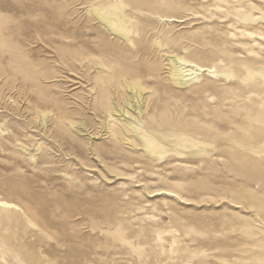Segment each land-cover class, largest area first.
<instances>
[{"label":"rangeland","instance_id":"1","mask_svg":"<svg viewBox=\"0 0 264 264\" xmlns=\"http://www.w3.org/2000/svg\"><path fill=\"white\" fill-rule=\"evenodd\" d=\"M0 197V264H264V0H0Z\"/></svg>","mask_w":264,"mask_h":264},{"label":"bare ground","instance_id":"2","mask_svg":"<svg viewBox=\"0 0 264 264\" xmlns=\"http://www.w3.org/2000/svg\"><path fill=\"white\" fill-rule=\"evenodd\" d=\"M103 19L108 23L109 27L113 30H118L121 32V34L128 39V30H125L124 26L122 23H117V21L113 18H110L108 16L103 17ZM127 32V34H126ZM129 40V39H128ZM176 57H174L175 59ZM172 60V59H171ZM172 77L175 79V81L179 82L180 84L183 82H185V80L187 78H185L186 76H188L190 73H186L188 70H184V68L186 66H188V60L184 59V58H176V62L174 63V61L172 62ZM187 64V65H186ZM126 76V75H125ZM181 84V85H182ZM129 88L134 92L131 97H133L134 99H136V102L139 103V101H141L139 99L140 96V89L136 86V85H129ZM114 102V101H113ZM126 103V102H125ZM128 105V104H127ZM117 107V106H116ZM135 109H139V106H137V108ZM121 110V109H120ZM134 130V129H133ZM135 145V144H134ZM14 208L15 205L2 199L0 197V211H4V212H14ZM195 257V256H194ZM264 257V256H263ZM189 257L185 256V257H181L178 258L180 259V261L178 262V264H182V261L185 260L186 262H188L189 264H207L206 261H203L201 259H198L196 261H194L193 259H188ZM26 263L27 264H50L48 261H43L41 259V257H38L35 254H30L26 257ZM260 263V262H259ZM240 264V263H239Z\"/></svg>","mask_w":264,"mask_h":264}]
</instances>
